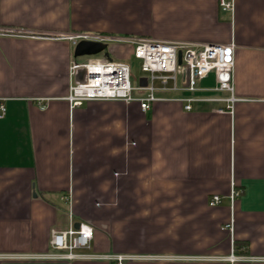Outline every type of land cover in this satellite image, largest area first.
I'll list each match as a JSON object with an SVG mask.
<instances>
[{
	"label": "crops",
	"instance_id": "1",
	"mask_svg": "<svg viewBox=\"0 0 264 264\" xmlns=\"http://www.w3.org/2000/svg\"><path fill=\"white\" fill-rule=\"evenodd\" d=\"M229 1L226 12L220 0H0V264H112L34 258L52 252L51 231L68 229L70 214L94 228L84 254L264 264V0ZM76 33L234 44L238 100L224 113L226 103L187 111L176 100L148 112L123 101L71 108L66 35ZM120 44L109 58L129 62ZM214 195L222 202L210 206Z\"/></svg>",
	"mask_w": 264,
	"mask_h": 264
},
{
	"label": "built area",
	"instance_id": "2",
	"mask_svg": "<svg viewBox=\"0 0 264 264\" xmlns=\"http://www.w3.org/2000/svg\"><path fill=\"white\" fill-rule=\"evenodd\" d=\"M223 11H231L233 4L229 0H220ZM66 38L77 46L80 41H95L102 43L117 42L130 45L133 57L140 63L143 75L134 79L132 64L127 61H115L104 54L85 56L74 59L70 65L69 94L66 100L71 108L81 107L89 101H123L137 102L143 112L152 109L154 103L164 100H176L184 105L185 110L192 111L198 103H226V107L216 111L224 113L233 110L235 97L234 44H212L197 46L187 42H161L137 37H109L102 34L76 33L68 34ZM181 54V63L179 62ZM85 71L83 81L77 80L79 71ZM211 74L215 78V86L203 88L201 83ZM146 78V86L140 84V79ZM201 92L228 94V97L202 96ZM170 93H181L180 97H169ZM44 108V106L42 107ZM7 113L6 100L0 98V119ZM240 192L233 191L231 201ZM64 201L69 203L70 196ZM222 198L214 195L209 201L210 206L220 205ZM65 230H52L49 239L51 253L36 256L35 259L77 260V259H107L112 264H126L127 256H99L84 254L94 238V228L87 223H80L77 229L73 224ZM234 259V256H231Z\"/></svg>",
	"mask_w": 264,
	"mask_h": 264
},
{
	"label": "water",
	"instance_id": "3",
	"mask_svg": "<svg viewBox=\"0 0 264 264\" xmlns=\"http://www.w3.org/2000/svg\"><path fill=\"white\" fill-rule=\"evenodd\" d=\"M107 48L108 46L106 43L83 40L77 44L74 55L76 58L85 57V56L87 57L98 56L101 54H104L106 57H109ZM179 62L181 63V54H179ZM84 77H85V71L84 70L79 71L77 75V80L83 81ZM146 83H147L146 78L140 79V84L142 86H146ZM79 227H80V223H77L75 225V228L78 229Z\"/></svg>",
	"mask_w": 264,
	"mask_h": 264
},
{
	"label": "rangeland",
	"instance_id": "4",
	"mask_svg": "<svg viewBox=\"0 0 264 264\" xmlns=\"http://www.w3.org/2000/svg\"><path fill=\"white\" fill-rule=\"evenodd\" d=\"M120 45H122V44H120ZM107 46L109 47L110 43H108ZM129 63H131L132 67H133V77H134V79H137V78L141 77L143 75V73L141 72V69H140V63L134 57L130 58Z\"/></svg>",
	"mask_w": 264,
	"mask_h": 264
},
{
	"label": "trees",
	"instance_id": "5",
	"mask_svg": "<svg viewBox=\"0 0 264 264\" xmlns=\"http://www.w3.org/2000/svg\"><path fill=\"white\" fill-rule=\"evenodd\" d=\"M132 48V47H131ZM132 54H133V49H132ZM137 80V79H136Z\"/></svg>",
	"mask_w": 264,
	"mask_h": 264
}]
</instances>
